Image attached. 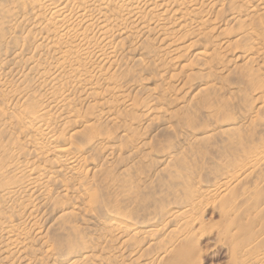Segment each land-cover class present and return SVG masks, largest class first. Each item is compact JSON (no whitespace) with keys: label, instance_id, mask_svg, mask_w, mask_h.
Listing matches in <instances>:
<instances>
[{"label":"bare ground","instance_id":"6f19581e","mask_svg":"<svg viewBox=\"0 0 264 264\" xmlns=\"http://www.w3.org/2000/svg\"><path fill=\"white\" fill-rule=\"evenodd\" d=\"M247 88L264 101V0H0V264H194L200 207L235 213L264 156L206 189L179 162L200 164L210 139L235 147L222 129L264 124ZM225 100L240 117L196 130ZM138 170L135 190L111 178ZM164 188L178 206L139 219L117 203L146 207L138 197ZM262 236L246 231L234 264H264Z\"/></svg>","mask_w":264,"mask_h":264},{"label":"rangeland","instance_id":"374dc122","mask_svg":"<svg viewBox=\"0 0 264 264\" xmlns=\"http://www.w3.org/2000/svg\"><path fill=\"white\" fill-rule=\"evenodd\" d=\"M256 82L257 81H254L253 86ZM255 90L256 89L253 88H247L245 92H240L239 98L247 101L249 107H255L262 103L264 104V101H259L255 97L257 93ZM201 109L203 112L206 111L211 113L213 117L199 118L198 128L196 129L198 131L202 127H211L216 120L219 125L225 126L240 117L238 114H235L231 106L227 107L226 100L217 104L210 103L208 106H205L206 110L203 107ZM259 117L261 120H264V111L259 113ZM246 128H248L247 135H244L243 132L239 130L227 132L225 129H222L235 140V147H223L220 142L210 139L206 147L201 150L205 160L200 164L196 162L193 157L181 156L182 162H179L180 164L197 166V169L191 172L188 177L190 186L193 185V187H197L199 183L206 189L216 184L219 185L223 183V181L226 182L225 180L228 177L224 169L225 167L233 168V171H237V169L234 168L235 166L253 162L264 156V124L248 123ZM104 133L108 136H112L114 130L106 129ZM155 134V132L152 133L149 139H152ZM159 140L160 139H157L158 144L153 151L156 154L161 150ZM115 145L123 149L126 147L123 143ZM233 153H235V155ZM150 166L149 164L148 168H150ZM170 167L175 168V165H171ZM114 176L117 181L116 184L121 188L125 187V185H130L131 188L133 186V190H135L139 184L144 187L147 183L145 176L142 174V170L133 172V176H131V174L126 175L124 178H122V176L120 177L119 174L114 171L111 178ZM149 184L152 185L151 180H149ZM95 189L98 190L100 194V191L102 192L103 190V184H98V187ZM144 197L147 198V200ZM138 198L141 202L142 200L147 202L146 207L134 204V200L133 202H125L124 196L117 197V203L121 211L129 218L141 219V217L146 216V208L150 207L151 209L152 206L156 204H162L159 208H165L168 205L178 206L177 201L180 200L177 197H172L166 188L157 190L149 196L145 195ZM161 198H164V200L160 201ZM101 199L102 204H109L106 196H102ZM232 199L234 201L235 213L230 214L229 211L227 213L226 208L218 203V201L202 204L200 207L202 214V230L200 229L196 232L195 239L193 243L189 244L188 250L190 254H195L196 260L194 264H234L232 260V247L235 242L238 240L241 241L246 231H252L254 234H257L259 228L264 227V169L254 172L250 178L245 179L234 191ZM245 212H248L247 214H251V216L244 217V215H247L244 214ZM44 213L46 215V211ZM256 216L258 217L256 220H251L256 218ZM49 237H52L53 241L57 239L54 234L49 235ZM262 237L264 238V236Z\"/></svg>","mask_w":264,"mask_h":264}]
</instances>
